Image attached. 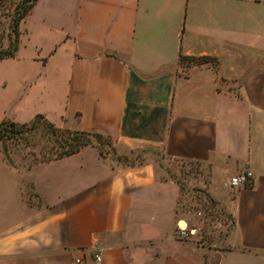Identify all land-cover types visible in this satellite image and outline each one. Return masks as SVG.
I'll return each instance as SVG.
<instances>
[{"label": "crops", "instance_id": "1", "mask_svg": "<svg viewBox=\"0 0 264 264\" xmlns=\"http://www.w3.org/2000/svg\"><path fill=\"white\" fill-rule=\"evenodd\" d=\"M25 24L0 121L41 114L116 152L20 169L0 151V264H264V0H37ZM195 186L232 215L220 244L176 236Z\"/></svg>", "mask_w": 264, "mask_h": 264}, {"label": "rangeland", "instance_id": "2", "mask_svg": "<svg viewBox=\"0 0 264 264\" xmlns=\"http://www.w3.org/2000/svg\"><path fill=\"white\" fill-rule=\"evenodd\" d=\"M21 0H0V32L3 29H7L8 19L5 18L7 9L12 5V7L19 3ZM28 27L25 24L23 28V34L21 40L26 44L31 41L30 33ZM7 44V42H5ZM197 61L196 59H193ZM72 130V129H70ZM26 135V140L19 142L14 146H10L7 150L10 156L11 163L13 166L26 169L30 167L36 160H42L51 154V146L46 139V136ZM90 136V143L96 145L103 154H114L116 152V147L114 146V141L112 137L108 135ZM3 142H0V151L2 149ZM50 151V152H49ZM5 156V155H4ZM196 170L194 174H191L190 166L183 167V173L180 179L190 182L200 173L202 176V170L198 169L197 166L193 168ZM199 176V177H200ZM194 183V182H193ZM190 207H193L195 213L194 216L189 217V223L191 227H195L199 234L203 236L208 242L215 244L221 243V238L224 234L228 233L230 227L232 226V215L213 197L202 191L200 188L195 186L191 191H188L184 196ZM199 212L200 214H197Z\"/></svg>", "mask_w": 264, "mask_h": 264}, {"label": "trees", "instance_id": "3", "mask_svg": "<svg viewBox=\"0 0 264 264\" xmlns=\"http://www.w3.org/2000/svg\"><path fill=\"white\" fill-rule=\"evenodd\" d=\"M36 1L21 0L7 9L5 14V18L8 19L7 29L0 32V60L15 56L21 42L20 25ZM34 132H36L35 135L46 136L47 141L52 144L50 150L53 155L45 157L41 161L75 153L90 143V136H101L96 133L58 127L41 114L36 115L33 120L27 123H18L11 119L0 121V142L5 143L7 150L10 149V146L26 140V135H34ZM37 161L40 160H36L34 163Z\"/></svg>", "mask_w": 264, "mask_h": 264}, {"label": "built area", "instance_id": "4", "mask_svg": "<svg viewBox=\"0 0 264 264\" xmlns=\"http://www.w3.org/2000/svg\"><path fill=\"white\" fill-rule=\"evenodd\" d=\"M254 180V173L246 168L234 175H232L228 180V186L231 190L237 189L239 187L250 186ZM193 207H188L187 213L194 216L195 213ZM200 214L199 212H196ZM176 236L183 241H194L198 244H204V238L201 234L198 233L195 227L187 226L178 223L176 226ZM95 260L97 262L101 261V256L99 254L95 255ZM70 264H86V261L81 256H74Z\"/></svg>", "mask_w": 264, "mask_h": 264}, {"label": "water", "instance_id": "5", "mask_svg": "<svg viewBox=\"0 0 264 264\" xmlns=\"http://www.w3.org/2000/svg\"><path fill=\"white\" fill-rule=\"evenodd\" d=\"M2 149H3V153H4L5 157L8 159V161H11L10 156H9L7 149H6L5 143H3V145H2Z\"/></svg>", "mask_w": 264, "mask_h": 264}]
</instances>
